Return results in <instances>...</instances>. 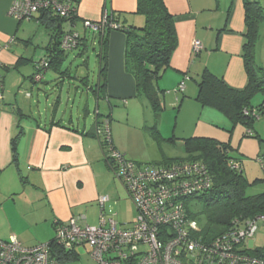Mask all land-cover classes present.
<instances>
[{
	"label": "crops",
	"instance_id": "crops-1",
	"mask_svg": "<svg viewBox=\"0 0 264 264\" xmlns=\"http://www.w3.org/2000/svg\"><path fill=\"white\" fill-rule=\"evenodd\" d=\"M13 1L0 0V77L3 80V99L0 100V239L9 240L10 236L16 235L23 246L35 247L55 239L56 222H65L83 211L92 210L101 196H108L104 194L107 191L104 183L115 181L114 172L105 160L102 138L87 135L93 129L95 119L90 128L86 124L72 127L73 116L69 121L65 116L58 117L56 106L50 121L48 118L37 121L36 116L20 106L18 95L22 89L20 87L15 92V88L22 84V79L17 74L24 71L28 63L34 62L36 56L40 60L45 58L51 33L41 21L34 20L25 26L11 18L8 11ZM166 4L175 16L178 47L171 58V69L163 75L159 87L177 88L187 74L190 79L183 93L195 96L203 72L209 70L223 78L230 87L244 89L248 77L243 60L246 32L243 0H166ZM214 9L220 11L216 19L212 16ZM77 10L75 28L77 30L82 24L83 31L77 30L82 36L87 32L84 23H98L105 12L116 15L122 24L142 26L144 22V18L136 13L137 0H79ZM195 40L203 45L198 54L192 49ZM125 49L126 36L112 31L108 46V97L103 100L108 104L111 99L136 98L135 80L125 69ZM38 50H41L39 54ZM15 66L18 69H14ZM35 71L34 66L30 77ZM68 77L48 70L40 81L30 80L33 84L45 86L50 82L65 84ZM82 82L87 87L86 80ZM24 98H31V94L26 92ZM205 109L208 108H204L203 114L216 115L204 113ZM20 112L24 116L20 117ZM96 112L100 113L99 109L95 110L94 117ZM89 115L87 109L86 116ZM105 120L102 116V123ZM19 131L21 137L17 161H14L12 139ZM112 139L119 152L137 160L120 140ZM109 198L113 200L110 195ZM101 213L100 207L98 220ZM84 215L88 222V216Z\"/></svg>",
	"mask_w": 264,
	"mask_h": 264
},
{
	"label": "trees",
	"instance_id": "trees-1",
	"mask_svg": "<svg viewBox=\"0 0 264 264\" xmlns=\"http://www.w3.org/2000/svg\"><path fill=\"white\" fill-rule=\"evenodd\" d=\"M72 3H75V9L78 8L79 0H72ZM243 3L246 24L243 60L248 83L244 89H235L230 87L223 78L205 70L198 82L196 97L204 108L217 110L227 117L234 126L242 124L247 127L246 135L252 137L256 136L253 135V132H256L254 129L255 121L260 118V115H264V68L259 66L256 61V46L260 37L261 22L264 19V7L256 0H243ZM136 13L144 18L142 26L122 24L116 15L108 12L103 14V18L98 22L99 28L97 30L91 29L99 44L97 53L99 60L98 81L95 86H90L87 84L89 82L88 77H84L82 80H86L87 88L93 92L97 103L107 99L109 34L112 31L123 33L126 36L125 69L135 80V97H144L155 114V125L145 126V130L150 132L155 139H159L160 133L157 124L160 114L164 110L163 97L165 95V91L159 87V81L171 69V58L178 47L176 20L169 11L166 0H137ZM37 15L39 14H36L31 21H41L49 29L51 42L45 49V58L35 65L36 71L29 78L35 80L37 75H44L45 71L48 70L64 76L68 74V69L63 68L65 58L67 53L73 50L65 51L62 48V39L67 30L79 34L75 28L78 20L77 12L67 18L53 13L41 12L36 19ZM104 18H106L105 21ZM78 39L79 44L76 49L82 55L87 48V32L83 36L79 34ZM14 69H18V67L15 66ZM186 77H188L187 74L184 75L183 79ZM0 79L3 85V80L1 77ZM61 79L64 78L61 77ZM189 79L188 77L186 82ZM259 94L262 96V101L260 105L254 106L252 101ZM245 110L249 113L246 114ZM19 116L24 115L20 112ZM101 117L102 115L96 112L93 125L95 128L93 127L87 132V135L101 137L102 147L106 148L105 134L101 130L104 124L108 123L109 125L111 123L112 114L104 116L105 121H107L105 123H102ZM96 129L97 134H95ZM19 132L12 139L14 161H17V146L21 137V131ZM185 147L188 155L186 159H164L162 162L149 164L165 165L178 161H201L207 165L212 178V186L200 196L191 198L193 203L189 205V215L199 223L202 229L198 235L201 242L212 241L232 226L236 219L253 220L264 215V193L254 196L246 194L250 184L244 175L241 161L231 157L233 149L228 143L209 137H194L185 141ZM104 155L107 165L113 171L114 168L108 162L106 153ZM259 159L264 162V156H260ZM234 162L239 164L240 170L232 169L231 165ZM262 167L264 168V165ZM198 204L200 207L197 209ZM51 252L52 257L60 263L76 258L77 255L76 251H65L55 241H51ZM250 254L264 258V248H255ZM190 264H198L197 257Z\"/></svg>",
	"mask_w": 264,
	"mask_h": 264
},
{
	"label": "built area",
	"instance_id": "built-area-1",
	"mask_svg": "<svg viewBox=\"0 0 264 264\" xmlns=\"http://www.w3.org/2000/svg\"><path fill=\"white\" fill-rule=\"evenodd\" d=\"M74 4L72 0H14L8 14L19 22L31 21L41 12L67 18L77 12ZM84 27L97 30L99 25L86 22ZM78 37L77 32L67 30L62 48L65 51L76 49ZM192 47L195 54L203 49L198 40ZM40 79L41 75H37L36 80ZM187 79L180 82L177 94L185 91ZM2 88L0 79V100L3 99ZM245 113L249 112L245 110ZM101 131L105 134L108 162L131 197L137 218L130 227L120 225L114 217L104 215L105 204L110 198L101 196L98 203L102 213L97 225L88 224L84 214L55 223L54 241L58 246L65 251L89 247L90 257L98 264H190L195 257L198 264H264L263 257L250 254L255 249L253 238L259 223H264V215L253 220L236 219L212 241L201 242L198 235L202 229L189 215V205L193 203L191 198L200 196L212 186L205 163H139L115 149L108 123ZM260 163L264 165L262 160ZM231 167L240 170L236 162ZM0 264L60 262L52 257L51 243L25 247L16 235H12L9 240L0 239Z\"/></svg>",
	"mask_w": 264,
	"mask_h": 264
},
{
	"label": "rangeland",
	"instance_id": "rangeland-1",
	"mask_svg": "<svg viewBox=\"0 0 264 264\" xmlns=\"http://www.w3.org/2000/svg\"><path fill=\"white\" fill-rule=\"evenodd\" d=\"M256 1H259L264 7V0ZM215 9L212 16L216 19L220 16V11ZM23 25H29V21H23ZM77 30L83 31L82 24L77 27ZM94 35L95 33L91 29H87V48L82 55L79 54L78 49L67 53L63 68L68 69L66 75L69 77L65 84L50 82L49 85L43 86L31 82L29 77L34 66L41 61L39 56H36L34 62L28 63L24 71L21 70L22 72L17 74L22 79V84L16 86L15 92L21 87L18 100L25 112H30L32 116H36L37 121L45 118L50 121L57 106L58 117L65 116L66 120L69 121L70 116H73L74 124L72 127H84L86 124L88 128L94 122L96 109H99L102 116L112 114L111 137L120 140L122 145L130 149L137 158L134 160L129 156L128 159L139 163H159L164 159H186L188 157L185 147L187 139L194 137L214 138L228 143L233 149L231 157L241 161L244 175L250 184L246 194L254 196L264 193V168L259 160L260 156H264V115H260V118L254 123V129L257 133L253 132V135L256 136L250 137L246 135L247 127L242 124L234 126L227 117L212 108L205 109L207 111L204 113L213 112L216 117L207 113L203 114L204 107L197 101L196 95L177 94V88L168 85L165 88L160 87L161 90L165 91L163 97L164 110L161 112L157 124L160 138L155 139L150 132L145 130V126L155 125V114L144 97L125 100L111 99L110 104L103 100L97 103L93 92L89 88L87 89L82 82L84 77L89 78L88 84L90 86H95L98 81L99 60L97 53L99 44ZM40 52L41 50H38V54ZM256 61L259 66L264 68V19L261 22L260 37L256 46ZM48 79H50L49 76ZM26 92L31 94V98H24ZM261 101L262 96L259 94L252 103L254 106H258ZM87 109L90 111L89 116H86ZM113 177L115 183L110 180L103 185L104 189H107L104 194L108 197L110 195L113 199L105 207L106 215L114 217L124 227H130L137 218L136 208L126 188L114 173ZM199 207L198 204L197 209ZM192 208L195 209V207ZM84 213L88 216V224H98L100 213L98 203L94 205L92 210L83 211L82 214ZM253 240V248H264L263 223H259V229ZM76 252V258L64 260L61 264H98L90 257L89 247L79 246Z\"/></svg>",
	"mask_w": 264,
	"mask_h": 264
},
{
	"label": "clouds",
	"instance_id": "clouds-1",
	"mask_svg": "<svg viewBox=\"0 0 264 264\" xmlns=\"http://www.w3.org/2000/svg\"><path fill=\"white\" fill-rule=\"evenodd\" d=\"M35 80H36V77H35ZM40 80H41V79H40ZM40 80H37V81H40ZM110 131H111V130H110ZM53 241H54V240H53ZM50 243H51V242H50ZM76 249H77V248H76ZM76 249H75V250H76ZM75 250H74V251H75ZM67 252H72V251H67ZM60 264H61V263H60Z\"/></svg>",
	"mask_w": 264,
	"mask_h": 264
}]
</instances>
